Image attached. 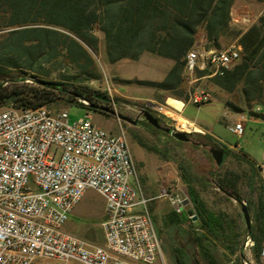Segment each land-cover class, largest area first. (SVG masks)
<instances>
[{"label": "trees", "instance_id": "obj_1", "mask_svg": "<svg viewBox=\"0 0 264 264\" xmlns=\"http://www.w3.org/2000/svg\"><path fill=\"white\" fill-rule=\"evenodd\" d=\"M254 1L264 4V0ZM235 3L236 0H0V31H7L0 36V110L10 106L39 108L60 101L86 107L80 99L87 100L92 109L97 97L103 95L83 84L99 79L91 55L99 51L101 39L97 32L103 34L110 63L135 61L144 53L173 61L167 80L156 86L181 99L182 92L176 91L182 85L185 58L202 32L209 48L221 49L225 41H236L242 47L239 62L214 81L228 94L239 93L247 107H261L262 112H252L251 116L264 120V14L246 30H239L233 24ZM180 170L194 207L192 215L199 222L192 226L198 229L195 244L207 264H222L214 253L221 245L236 255L243 247L240 227L237 221L228 220L227 214L209 211L193 187L194 176L184 166ZM219 187L234 194L233 184ZM253 201L254 223L247 235L254 241L255 257L260 262L264 186L258 200ZM167 220L173 225L183 223L176 212H171ZM235 264L244 262L238 258Z\"/></svg>", "mask_w": 264, "mask_h": 264}, {"label": "built area", "instance_id": "obj_2", "mask_svg": "<svg viewBox=\"0 0 264 264\" xmlns=\"http://www.w3.org/2000/svg\"><path fill=\"white\" fill-rule=\"evenodd\" d=\"M207 50H214L211 66H203ZM241 55L239 44L209 48L202 35L185 58L183 75L189 88L184 108L210 102V94L197 83L224 75ZM108 91L112 96V89ZM80 102L87 111L73 123L65 109L0 110V264H166L149 210L154 199L132 183L138 169L126 132L116 135L98 127L90 103ZM164 108L157 105L159 111ZM227 127L240 138L245 119ZM89 189L105 201L102 246L64 232ZM162 197L177 214L185 211L188 198L182 194L164 190ZM260 260L264 263V244Z\"/></svg>", "mask_w": 264, "mask_h": 264}, {"label": "rangeland", "instance_id": "obj_3", "mask_svg": "<svg viewBox=\"0 0 264 264\" xmlns=\"http://www.w3.org/2000/svg\"><path fill=\"white\" fill-rule=\"evenodd\" d=\"M263 14L264 4L254 0H236L232 12L233 24L239 30H246ZM6 32L0 31V36ZM97 35L101 39L99 51L91 52V55L99 79L87 81L83 86L109 97L108 107L127 120L119 119L107 111L92 110L93 122L111 134H120L122 130L126 132L138 169V178L133 179L132 183L135 186L139 184L146 196L155 198L149 203V210L162 242L161 258L165 259L166 264H177V259L182 264H207L194 241L197 231L190 224L184 228L167 220V216L173 211L162 197L164 190L176 191L190 200L188 185L182 178L180 170V166H184L195 178L193 187L199 197L214 211L218 213L224 211L235 217L240 227L242 249L238 250L236 255H231L219 245L214 253L218 260L222 264H235V261L241 258L244 264H252L249 254L254 241L251 239L250 245L247 246L250 239L247 235L248 227L242 206L237 199H241L248 208H251L253 207L251 201H257L263 191L264 122H257L253 119L255 117L251 116L252 112L259 113L263 109L260 107L261 111H257L259 107H247L241 101L239 93L228 94L219 89L214 78H205L197 83V86L210 94V102L201 105L189 103L183 112L184 117L194 121L203 133L181 131L179 123L166 114L167 111L177 113L168 104L169 98H176L172 92L156 86L167 80L174 62L152 53H144L135 61L124 59L110 63L103 34L97 32ZM201 36L202 32L199 33L198 39ZM236 45H238L236 41H225L221 49ZM202 75L198 74L197 77ZM182 80V85L176 93L182 92L183 97L176 100L185 102L189 85L183 74ZM109 88L112 89V96ZM157 105L164 106V110L159 111ZM47 107L54 111L67 110L72 123L84 117L87 111V108L81 105L61 101ZM145 112H151L154 116L159 115L165 122L171 121L176 127L175 130L190 133L191 141H178L169 132L157 130L155 123L153 127L150 126L146 123ZM240 118L245 119V133L239 138L231 133L227 126ZM136 122L142 124L137 126ZM210 136L216 137L224 144L239 146L240 150L236 153L228 151L219 142L210 139L212 138ZM221 149L227 151L228 155L224 164L218 165L214 154L219 152L224 156L225 153ZM220 184L223 186L233 184L235 195L230 191L225 193L220 189ZM104 207V198L97 191L89 189L84 193L76 214L70 216L69 224L80 225L83 227L81 233L86 238L96 241L103 235L100 225L105 220ZM226 254L228 258L224 256ZM253 255V264H263L256 262L255 254ZM157 264L164 262L158 261Z\"/></svg>", "mask_w": 264, "mask_h": 264}, {"label": "crops", "instance_id": "obj_4", "mask_svg": "<svg viewBox=\"0 0 264 264\" xmlns=\"http://www.w3.org/2000/svg\"><path fill=\"white\" fill-rule=\"evenodd\" d=\"M202 35H203V33H202ZM183 102V101H182ZM186 108V107H185ZM185 108H183V110H182V116H185L184 114H183V112H184V110H185ZM253 119H256V121L258 122H264V120H262V119H257V118H253ZM189 120V119H188ZM191 122H194V121H192V120H190ZM195 123V122H194ZM196 124V123H195ZM197 125V124H196ZM214 140H216L217 142H219L222 146H224L228 151H232L233 153H236L237 151H239L240 150V148H239V146H232V145H228V144H224V143H222L220 140H218L216 137H214V136H211ZM227 152V151H226ZM241 153L244 155V156H246L245 155V153H244V151L243 150H241ZM227 155L228 154H226V156H223V155H221V153H219V154H215V156H214V158L217 156V157H219V160H217L216 158H215V160H216V162H217V164L218 165H223L224 164V161H225V159H226V157H227ZM246 158H247V156H246ZM248 159V158H247ZM249 160V159H248ZM229 191H227V192H225V193H228ZM231 195V194H230ZM232 196V195H231ZM147 197L148 198H150V199H155V198H151L150 196H148L147 195ZM165 200V199H164ZM200 200L205 204V206H206V208L209 210V211H211V212H215V213H218V212H216V211H214L213 209H211L207 204H206V202L203 200V199H201L200 198ZM165 201H167V200H165ZM242 201V200H241ZM168 202V201H167ZM243 202V201H242ZM169 203V202H168ZM244 203V202H243ZM170 204V203H169ZM245 204V203H244ZM241 205V204H240ZM246 205V204H245ZM79 206V205H78ZM78 206L76 207V209L73 211V213L72 214H76V212H77V210H78ZM242 206V205H241ZM170 207H171V210L174 212V209H173V207H172V205L170 204ZM246 207L248 208V206L246 205ZM194 210V207H193V204H192V202L189 200V201H187V203H186V207H185V211L180 215V217H181V219L183 220V223L182 224H180V225H178V226H181V227H184V228H186L187 226L186 225H188V224H190L191 226H193V225H198L199 224V222H198V219H197V217H194V219H193V221H192V223L191 222H189V219H190V217H191V214H192V211ZM242 210H243V206H242ZM248 212H249V216H250V221H251V224H253L254 223V214H253V211H252V209L251 208H248ZM104 213H105V207H104ZM222 213H225V214H227L228 215V220H235V221H237L236 220V218L235 217H233V216H230L227 212H224V211H222ZM243 214H244V219H245V222H246V217H245V213H244V211H243ZM104 216H105V214H104ZM104 222V221H103ZM102 222V223H103ZM101 223V224H102ZM246 224H247V222H246ZM101 226V225H100ZM247 227H248V225H247ZM83 229V227H80V225H77V224H69V221L66 223V225H65V227H64V232L68 235H72V236H75V237H77V238H79V239H81V240H83V241H85L88 245H90V246H102L103 244H104V234L102 235V237L101 238H97L96 239V241H92L91 239H89V238H86L82 233H81V230ZM196 231L198 230V229H195ZM103 233V232H102ZM251 239V238H250ZM264 244V243H263ZM262 244V245H263ZM253 254H255V250H254V248L253 249H251V251H250V262L253 264L254 263V258H252L254 255ZM255 260H256V262H258L257 261V259H256V257H255ZM260 262H261V260H260ZM264 264V263H263Z\"/></svg>", "mask_w": 264, "mask_h": 264}, {"label": "bare ground", "instance_id": "obj_5", "mask_svg": "<svg viewBox=\"0 0 264 264\" xmlns=\"http://www.w3.org/2000/svg\"><path fill=\"white\" fill-rule=\"evenodd\" d=\"M213 61H214V50H207L205 56H203V66H211ZM168 104L174 110H176L177 113L167 111L166 114H168L172 119H174L179 123V127L181 131L183 130L185 132L203 133V130L199 126H197L194 122L188 120L186 117L182 116L181 111L184 108V102L173 98H169Z\"/></svg>", "mask_w": 264, "mask_h": 264}, {"label": "flooded vegetation", "instance_id": "obj_6", "mask_svg": "<svg viewBox=\"0 0 264 264\" xmlns=\"http://www.w3.org/2000/svg\"><path fill=\"white\" fill-rule=\"evenodd\" d=\"M97 101H98L99 104L98 103H95L92 106V109L93 110H96V111L99 110L100 111V109L103 108V107L109 108L108 107L109 104H110V98L109 97L104 96V95L103 96H98L97 97ZM149 114H151L154 117L153 122H151L149 120V118L147 117V115H149ZM144 117H145L146 123H148L150 126L153 127L154 126V123H155L156 126H157V130H165V131L169 132L170 135H171V133L173 131L180 132V131L175 130L176 127L174 126L173 123H169V121H166L165 122V121L161 120V117L159 115L154 116L151 112H145L144 113ZM140 124H142V123H140V122H136L135 123V125H137V126H139ZM172 137H174V136H172ZM188 137L190 138V141H191V134L190 133L188 134ZM221 150L225 153L224 156H226L227 152L224 149H221ZM215 154H219V152L218 153H215ZM176 257H178V256H176Z\"/></svg>", "mask_w": 264, "mask_h": 264}, {"label": "water", "instance_id": "obj_7", "mask_svg": "<svg viewBox=\"0 0 264 264\" xmlns=\"http://www.w3.org/2000/svg\"><path fill=\"white\" fill-rule=\"evenodd\" d=\"M100 110L101 111H107V112H110L112 114H115L119 119L127 120L126 117L120 116L116 111H112L110 108L103 107ZM147 117L149 118V120L151 122H153L154 117L151 114L147 115ZM169 123H172V122L169 121ZM171 135L174 136L178 141H181V142H189L190 141V138L188 137V133L173 131L171 133ZM221 155H222V153H221ZM214 156H215V154H214ZM215 158L217 160H219V157L216 156ZM237 201L243 206V211L245 213L246 222H247L248 228L250 229L251 228V221H250V216H249L248 208L241 201V199L238 198ZM177 264H182L179 259H177Z\"/></svg>", "mask_w": 264, "mask_h": 264}]
</instances>
